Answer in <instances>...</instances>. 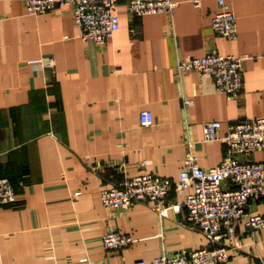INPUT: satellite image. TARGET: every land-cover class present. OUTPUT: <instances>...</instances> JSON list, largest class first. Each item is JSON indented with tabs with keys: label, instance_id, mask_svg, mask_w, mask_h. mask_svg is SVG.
Instances as JSON below:
<instances>
[{
	"label": "crops",
	"instance_id": "crops-1",
	"mask_svg": "<svg viewBox=\"0 0 264 264\" xmlns=\"http://www.w3.org/2000/svg\"><path fill=\"white\" fill-rule=\"evenodd\" d=\"M173 1L172 16L133 20L119 0L120 29L100 46L80 37L68 6L29 15L23 0H0V177L18 196L0 206V264H153L206 244L186 226L185 209L160 219L146 204L109 210L99 197L145 171L177 180L187 129L199 165L215 167L227 147L205 142L203 123L220 121L225 135L233 122L264 117V0H224L235 40L211 28L217 0ZM211 52L249 56L237 99L208 76L177 72L179 59ZM140 110L151 112V126L140 125ZM247 212L264 214V198ZM111 229L134 242L106 251L101 237ZM237 233L225 264H264V228L249 234L240 223Z\"/></svg>",
	"mask_w": 264,
	"mask_h": 264
},
{
	"label": "built area",
	"instance_id": "built-area-1",
	"mask_svg": "<svg viewBox=\"0 0 264 264\" xmlns=\"http://www.w3.org/2000/svg\"><path fill=\"white\" fill-rule=\"evenodd\" d=\"M219 11L212 17L213 32L227 40L237 38V18L224 0H217ZM29 15H38L68 6L80 27V37L104 46L120 29L117 14L119 0H23ZM125 8L135 20L146 15L162 13L172 16L177 5L173 0H124ZM199 6V0L193 1ZM247 55L208 53L202 57L179 59V74L195 71L211 78L215 87L237 99L244 86L243 67ZM185 99L184 103H191ZM142 127L153 124L150 111H139ZM221 122L205 121L202 125L205 142L222 141L227 153L215 167L203 168L198 163L194 142L186 130L185 155L177 180L152 172L123 177L115 184L103 186L99 197L109 210H128L136 203L148 205L160 219L169 209L186 210V226L199 231L206 244L189 253H161L153 264H225L232 252L239 249L237 227L243 223L245 232L256 234L264 228V214L248 213L250 202L264 198V117L242 119L229 124L225 135L220 134ZM261 153L262 159L253 158ZM124 166V165H122ZM18 196L11 181L0 177V206H12ZM133 237L111 229L101 237L103 248L109 252L126 249ZM131 264H146L138 259Z\"/></svg>",
	"mask_w": 264,
	"mask_h": 264
}]
</instances>
